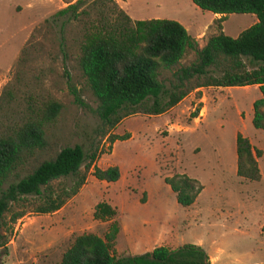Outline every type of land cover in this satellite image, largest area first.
<instances>
[{"label": "rangeland", "instance_id": "rangeland-1", "mask_svg": "<svg viewBox=\"0 0 264 264\" xmlns=\"http://www.w3.org/2000/svg\"><path fill=\"white\" fill-rule=\"evenodd\" d=\"M72 1L0 0V91L12 79L19 50L32 28ZM118 4L133 17L176 18L191 29L209 20V11L197 12L190 0H158L157 5L122 0ZM236 16L227 15L222 24L227 35L246 25L242 21L236 25ZM213 31L214 26H209L206 35ZM49 51L45 44L34 66L35 73L39 67L49 68L40 86L62 105L54 127L58 136L54 149L78 144L86 154L93 152L94 159L83 184L56 211L34 212L38 199L29 196L11 205L0 222V264H58L74 235L92 232L102 237L109 222L92 218L93 206L101 201L116 210L119 232L110 248L113 257L142 253L157 245L173 248L193 243L211 253L212 261L264 264V129L250 124L254 89L242 86L231 90L229 97L221 92L216 94L217 101L202 102V92H192L170 113L129 115L108 131L128 134L127 139L108 145L94 113L96 104L73 62H62ZM191 58L189 52L181 62ZM161 76L168 77V72ZM68 85L78 90L81 104L72 100ZM237 132L261 150L256 158L257 181L235 175ZM108 165L118 167L117 181L92 176L94 166ZM174 173L194 178L202 186L189 207L178 205L162 181ZM71 179L60 178L52 186H68ZM13 211L23 212L15 222L9 219Z\"/></svg>", "mask_w": 264, "mask_h": 264}, {"label": "trees", "instance_id": "trees-1", "mask_svg": "<svg viewBox=\"0 0 264 264\" xmlns=\"http://www.w3.org/2000/svg\"><path fill=\"white\" fill-rule=\"evenodd\" d=\"M118 1L68 2L32 28L20 48L12 79L0 91V222L12 204L27 196L38 199L34 212L59 209L83 184L94 159L93 152L86 154L78 144L54 149L58 137L54 127L62 105L40 86L49 68L39 67L35 73L34 66L45 44L49 55L73 62L96 104L94 113L108 145L127 139L128 134L108 133L123 118L159 115L198 87L256 85L260 97L251 103L250 124L264 129V0H190L200 10L220 15L201 47L177 21L131 20ZM233 13H251L257 21L232 38L222 33L221 22ZM189 52L192 58L181 62ZM163 71L168 77L161 76ZM68 92L81 104L74 86L68 85ZM199 107L200 103L193 116ZM234 151L235 175L259 180L256 158L261 150L237 132ZM91 173L105 182L117 181L120 175L116 165L94 166ZM67 177L72 178L70 185L52 186ZM162 181L182 207L193 204L202 189L196 179L181 173ZM22 215L13 211L9 219L15 222ZM115 215L110 204L97 202L92 218L109 222L103 236L74 235L58 264H212L205 250L193 243L157 245L113 257L110 248L119 232Z\"/></svg>", "mask_w": 264, "mask_h": 264}, {"label": "crops", "instance_id": "crops-1", "mask_svg": "<svg viewBox=\"0 0 264 264\" xmlns=\"http://www.w3.org/2000/svg\"><path fill=\"white\" fill-rule=\"evenodd\" d=\"M122 2V0H119ZM118 1V2H119ZM130 1V0H129ZM144 3H152L153 5H157L158 0H143ZM124 2V0H123ZM128 2V1H127ZM68 3V2H67ZM119 5V4H118ZM191 5L193 6V8L200 13V9L197 8L195 5H193L191 3ZM126 10V9H125ZM129 10V9H128ZM128 10H126L127 15L130 17L131 20H146V19H151V18H140V17H133L132 15H130V13L128 12ZM124 11V10H123ZM234 14V13H233ZM230 15V14H228ZM237 20L235 22V24L237 25L239 21H242L244 23H246V25H244L245 27H242V29H238L234 34L231 35H227L224 30H223V26L222 24L225 21V17L224 20L221 22V31L222 33H224L225 35L229 36V37H236L243 29L249 27L250 25L254 24L257 19L255 17L254 14L251 13H243V14H237ZM219 14H214L209 12V20L207 23H205V25H203L200 28H196V29H191L190 28V24H187V22H184L180 19H176V18H171V20L177 21L180 25H182V27L186 30V32L195 39L198 47H201L204 43V38L207 34V30L209 28V26L211 25L212 21L214 19L219 18ZM166 19V18H165ZM192 33H189V32ZM212 33V32H211ZM210 34V33H209ZM243 87H248L250 89H254L256 91V96L254 99L259 98L260 97V93L258 91V88L256 85H248V86H243ZM234 88H241V87H236V86H230V87H198L196 89H194L193 91L188 92L180 101H178L175 105H173L171 108H169L168 110H166L165 112L161 113V114H165V113H170L176 106H178L180 103H182L183 101L187 100L192 92H196V91H201V97L199 98V101L202 102L204 99L207 101L208 99L213 100V101H217L216 98V94L221 93V92H225V95L229 97L230 91L233 90ZM204 91L208 92V95H205ZM252 99L250 101V105H249V111L250 114H252V110H251V103L254 100ZM160 115V114H159ZM196 199V198H195ZM194 203V202H193ZM207 253V256L209 258L210 263L212 264H234L233 262H226V263H219V261H212L211 259V253H208L207 251H205ZM217 251L215 250L212 254H215Z\"/></svg>", "mask_w": 264, "mask_h": 264}]
</instances>
